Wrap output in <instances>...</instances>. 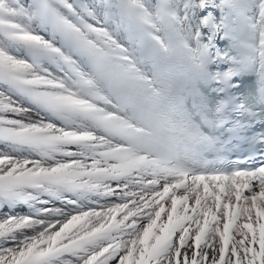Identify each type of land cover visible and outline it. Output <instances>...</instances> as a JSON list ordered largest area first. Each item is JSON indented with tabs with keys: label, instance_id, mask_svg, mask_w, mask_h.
<instances>
[{
	"label": "snow or ice",
	"instance_id": "1",
	"mask_svg": "<svg viewBox=\"0 0 264 264\" xmlns=\"http://www.w3.org/2000/svg\"><path fill=\"white\" fill-rule=\"evenodd\" d=\"M257 101L264 0H0V264H264Z\"/></svg>",
	"mask_w": 264,
	"mask_h": 264
},
{
	"label": "rangeland",
	"instance_id": "2",
	"mask_svg": "<svg viewBox=\"0 0 264 264\" xmlns=\"http://www.w3.org/2000/svg\"><path fill=\"white\" fill-rule=\"evenodd\" d=\"M87 2V1H86ZM88 3V2H87Z\"/></svg>",
	"mask_w": 264,
	"mask_h": 264
}]
</instances>
